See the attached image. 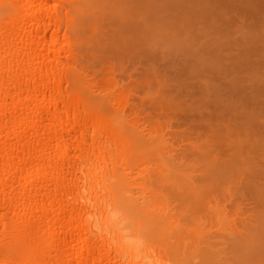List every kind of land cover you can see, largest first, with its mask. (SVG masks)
<instances>
[{
	"label": "bare ground",
	"instance_id": "6f19581e",
	"mask_svg": "<svg viewBox=\"0 0 264 264\" xmlns=\"http://www.w3.org/2000/svg\"><path fill=\"white\" fill-rule=\"evenodd\" d=\"M122 1L0 0V264L208 263L173 145L81 67Z\"/></svg>",
	"mask_w": 264,
	"mask_h": 264
},
{
	"label": "rangeland",
	"instance_id": "374dc122",
	"mask_svg": "<svg viewBox=\"0 0 264 264\" xmlns=\"http://www.w3.org/2000/svg\"><path fill=\"white\" fill-rule=\"evenodd\" d=\"M122 2L86 17L81 67L173 145L205 264H264V0Z\"/></svg>",
	"mask_w": 264,
	"mask_h": 264
}]
</instances>
